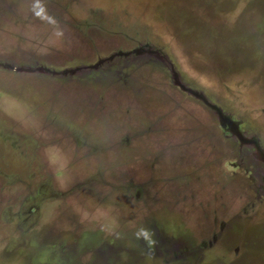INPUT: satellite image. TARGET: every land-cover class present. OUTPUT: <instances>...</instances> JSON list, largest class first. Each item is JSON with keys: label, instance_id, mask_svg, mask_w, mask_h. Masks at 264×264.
Masks as SVG:
<instances>
[{"label": "rangeland", "instance_id": "1", "mask_svg": "<svg viewBox=\"0 0 264 264\" xmlns=\"http://www.w3.org/2000/svg\"><path fill=\"white\" fill-rule=\"evenodd\" d=\"M0 264H264V0H0Z\"/></svg>", "mask_w": 264, "mask_h": 264}]
</instances>
